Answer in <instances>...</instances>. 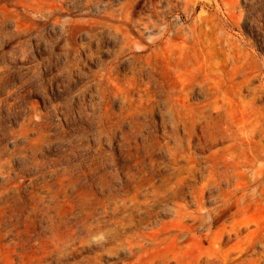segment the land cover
<instances>
[{"label":"rangeland","instance_id":"1","mask_svg":"<svg viewBox=\"0 0 264 264\" xmlns=\"http://www.w3.org/2000/svg\"><path fill=\"white\" fill-rule=\"evenodd\" d=\"M166 2L0 0V264H162L166 241L146 251L137 232L163 226L162 237L170 235L176 202L184 199L160 198L143 214L112 207L135 191V174L145 169L156 172L158 185H169L162 177L174 168L160 145L175 135L186 138L187 120L204 111L210 130L227 123L236 128L245 107H264V72L240 88L244 61L235 62L225 46L232 37L251 48L250 60L263 63L264 0H233L230 8L223 0H193L188 12L185 0ZM229 9L243 18L237 23ZM154 20L161 23L153 27ZM162 20L173 23L170 34L187 25L195 37L184 55L156 52ZM183 100L188 106L177 108ZM215 100L224 104L220 114ZM226 144L197 156L203 160ZM95 206L101 222L89 227L84 220ZM252 208L247 217L264 227V200ZM263 246L243 262L264 264L255 257Z\"/></svg>","mask_w":264,"mask_h":264},{"label":"bare ground","instance_id":"2","mask_svg":"<svg viewBox=\"0 0 264 264\" xmlns=\"http://www.w3.org/2000/svg\"><path fill=\"white\" fill-rule=\"evenodd\" d=\"M192 1L193 0H185L186 12H188V9L190 7L193 8V6H191V4H193ZM232 1L223 0V3L227 8H230L231 6H233ZM201 2L202 1L197 2V5H200ZM229 13V17L234 21H237V23V19L241 20L243 18L242 14L236 15V12L233 10L229 9ZM180 18L183 17H181L180 15ZM162 22L164 23L165 21L162 20ZM187 22L189 21L186 20V23ZM160 23L161 21L157 22L154 20L152 21L151 25L153 27H157ZM186 26L179 25L176 27V30L172 34H170V31L173 29V23L167 22L165 29H162L163 31L158 37V41H155L154 43L156 52L159 53V49L163 50L166 48L174 54H177L179 52L180 55L191 49L192 46L187 44V42L189 41V39L195 40V37H189ZM198 27L199 26H197V28ZM199 28H202V26H200ZM190 31L194 32V29L190 27ZM180 39L183 43L182 45L177 46L175 42L177 40L180 41ZM226 41L227 42L225 46L226 48L228 47L230 57L235 62L244 61V65L242 67L243 69L241 68V70H243V80L242 82H240L243 83V86H240V88H245L249 80L252 81L264 72V61L262 64H259L258 62H256V60L254 62L251 59V61L250 58L253 57L251 55V52H249L251 48L249 47L250 49L248 51L245 50V48L239 42L234 41L232 37L227 38ZM161 42L163 46H161ZM190 56L188 53L187 58H191ZM197 61L195 59L196 64L200 62ZM172 64H174V62ZM185 69L187 70V68ZM185 69H181V71ZM186 70L185 72H187ZM188 70L190 69L188 68ZM186 76L189 75L187 74ZM241 76L242 75L240 74L239 77ZM235 78L232 77V81ZM238 81L241 80L239 79ZM200 82L202 83V80ZM259 88L264 89V83L261 84ZM258 96L260 95L258 94ZM256 100L257 99H255V101ZM186 101H180L178 104H176V107L178 108L179 104L183 107H187L188 104L186 103ZM215 101L217 103L214 105V108L218 111L217 113H219L221 109H224V104H220L219 100ZM253 101L254 100L250 102ZM211 103L209 102L208 105H210ZM253 104V106L256 105L255 103ZM234 111L236 113V110ZM238 111L239 110H237V114ZM205 113L207 114V112ZM227 113L229 115V111ZM205 117L206 115L204 114V111H202V114L199 116V118H190V122H188V120L185 122V133L187 135L186 138L182 137V135H175L173 139L161 143V150L163 152L165 150V153L168 154L169 158L171 159L169 161V164L172 165V167L174 168L171 173L162 177V181L164 182V184L167 185L169 183L168 186H165V188H163L161 185H158L156 179V172H154L153 170L145 169L150 168L145 166L142 168L143 170L145 169L144 172L140 171V173L135 174V191L128 197H122L119 202H117L115 206L112 207L113 210L117 212L121 208H127L128 206H130L134 207L135 210L140 214H143L145 212H149L150 207L157 203L160 198L167 199L170 197V195H177L181 196L184 199L183 201L176 202V215L172 224L173 231L170 235L162 237L161 233H163L164 231L163 226L159 229L153 228L152 231L139 230L137 232V245L140 248L145 249L146 251L156 249L161 246L163 241H166V246H164V249H167L165 251L166 255L160 257L161 259H163L161 261L162 264H170L169 261L171 260H174L176 264H237L247 260V256H250V254H254L255 250L259 245H264V227L262 226L261 222H259L257 219L247 217L248 211L254 206H259L261 204L262 199L264 200V107L253 109L245 107L242 110V116L240 121H237L239 119L236 118V121L240 122L239 125L236 126V128L233 124L226 122L227 126L224 124L225 126L221 127V124V128L217 126L218 128L216 127L213 130H210L209 125H207L206 123L207 119L204 120ZM228 120L230 121V119ZM174 122L175 125L180 123L177 121ZM197 129L200 130V132L196 133ZM194 139H197L198 142L195 140L196 143H194ZM226 141H228L229 144L219 147L217 150L205 155L203 160H200L197 156V153L200 150L204 151L210 145H215L217 143H223ZM235 148L236 151L238 150V152L240 150L241 155H235L233 153L232 149ZM181 161H183L184 163H180ZM154 163V161L151 163L153 167L155 166ZM73 181L69 183L72 184ZM187 194L191 197L190 200L185 199V197H187ZM100 207L103 208V211L101 213H105L107 206L102 205ZM99 211V206L92 207L90 210L87 211V215L84 221L87 222L89 227H92L96 224H100L101 220L99 219V217H97V214L100 213ZM244 230H247L245 234L242 233ZM72 232L73 231H71V233ZM146 238L150 239L147 243H145L144 241V239ZM234 239H237V241L224 252V245ZM148 244L151 245L148 246ZM261 253L262 254L259 255V257L257 254L256 256L253 255V257L255 256L257 257V260L260 259L259 261H261V258L264 257V252Z\"/></svg>","mask_w":264,"mask_h":264}]
</instances>
